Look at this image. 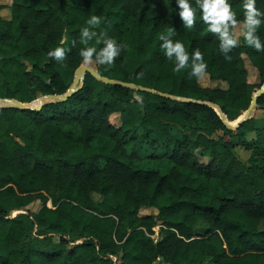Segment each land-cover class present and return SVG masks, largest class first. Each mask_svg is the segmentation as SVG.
Segmentation results:
<instances>
[{"label": "trees", "instance_id": "16d2710c", "mask_svg": "<svg viewBox=\"0 0 264 264\" xmlns=\"http://www.w3.org/2000/svg\"><path fill=\"white\" fill-rule=\"evenodd\" d=\"M8 1L0 2V99L56 97L40 109L0 105V264H264V116L230 126L264 85V51L236 35L242 0H230L239 40L230 59L199 11L184 27L176 0ZM91 15L101 18L98 34L125 45L111 65L79 55ZM172 26L219 85L172 70L159 39ZM257 34L264 43V23ZM57 46L62 61L48 56ZM83 65L100 77L86 72L64 100ZM257 104L264 112V92ZM228 135L251 151L247 160ZM146 159L170 166L144 168Z\"/></svg>", "mask_w": 264, "mask_h": 264}, {"label": "clouds", "instance_id": "9594fccd", "mask_svg": "<svg viewBox=\"0 0 264 264\" xmlns=\"http://www.w3.org/2000/svg\"><path fill=\"white\" fill-rule=\"evenodd\" d=\"M176 5L179 9V17L186 29L192 28L196 12L199 11L200 18L207 26L208 32L216 35L219 41V51L224 54L225 59L231 58L228 53L238 45L239 40L232 31L237 20L230 0H195V8L191 0H176ZM242 17L244 42L257 51H264V43L257 34V30L264 23V10L256 7V0H242ZM100 23L99 16L91 15L86 21L88 26L80 29L79 39L84 47L80 49L79 55L84 63L91 61L94 56L97 63L111 65L125 45L122 42L118 43L114 37L104 33L98 34L95 28ZM176 32V28L172 26L160 36V48L164 56L174 60L172 69L174 72L188 68L190 77L200 79L207 70V64L204 62L201 51L193 49L189 54L185 45L179 39H174ZM94 38L102 45L98 49L90 45ZM48 56L62 61L65 57V49L57 46L48 51Z\"/></svg>", "mask_w": 264, "mask_h": 264}, {"label": "rangeland", "instance_id": "374dc122", "mask_svg": "<svg viewBox=\"0 0 264 264\" xmlns=\"http://www.w3.org/2000/svg\"><path fill=\"white\" fill-rule=\"evenodd\" d=\"M1 3H10L8 0H0ZM70 2H73V3H78L80 2V0H70ZM10 14L9 13V10L8 9H4L2 11V15L3 16H6ZM243 32V25L242 23H238L237 24V27H236V35H240V33ZM22 49L24 50L25 47L24 45H22ZM46 56H41V63H43L45 60H46ZM88 65H96V62L91 60L89 61L88 63H86ZM247 67H248V71H249V75H248V78H249V81L251 82H254V81H257V72L255 71V69L250 65L249 61H247ZM200 80L202 81L203 85H213V86H217L219 85L218 82L216 81H210L208 80L204 75L200 78ZM44 96H41L39 97L36 101L37 103L36 104H39L41 103L39 100L42 99ZM53 98H43V103L44 102H47V101H51ZM36 104H33V106H36ZM0 105L2 106H14V104L10 101H7V100H3V101H0ZM244 114V113H243ZM111 122L115 125H120L121 123V119L119 117V115L117 114H114L111 116ZM235 124V123H234ZM31 131H34V129H31ZM226 139L227 140H237V138L235 137H232L230 138L229 136H226ZM146 153H150V151L148 149H144ZM237 152L239 153L240 157L243 159V160H247V158L249 157L250 155V152L249 151H246L244 149V147L242 146H239L238 145V148H236ZM143 167L144 168H149V167H157V168H160L162 171H166L167 168L170 166L167 162L165 161H162V162H157V161H153V160H149V159H146L144 161L141 162ZM109 202L112 203V204H115V201L114 199H112L111 197L109 198ZM41 202L38 200L36 202H34L33 204L30 205V208L35 210V209H39L40 206H41ZM150 212H155V210L153 209H143L141 211L142 214H148ZM205 223L203 221H199L197 224H196V228H195V232L196 233H200V234H203L205 232ZM261 227L264 228V221L261 223ZM154 230H155V233L153 234V238H155V241L159 239L160 237V229H159V226H156L154 227ZM213 262L210 260V259H206L204 261V263L202 264H212ZM157 264H166V263H157Z\"/></svg>", "mask_w": 264, "mask_h": 264}, {"label": "water", "instance_id": "95a60500", "mask_svg": "<svg viewBox=\"0 0 264 264\" xmlns=\"http://www.w3.org/2000/svg\"><path fill=\"white\" fill-rule=\"evenodd\" d=\"M86 72H91L92 74L96 75V76H99L97 71L87 67V66H81L79 67L77 70H76V76H75V79L73 81V84L70 88V90L67 92V94L65 96H63L62 98L64 100H66L69 96H71L72 94H74L77 89L79 88L83 78H84V75ZM100 77V76H99ZM104 80H106L107 82H118V81H114L112 79H109V78H103ZM118 83H123V82H118ZM124 84V83H123ZM145 90H149L147 88H143ZM152 92H155V93H158V94H162V95H166L165 93H162V92H158V91H155V90H151ZM264 92V85L260 88V90L258 92H256L254 95H253V100L251 102V105L249 106V108L244 112L243 116L241 117V119L237 122V123H233V124H230L226 117L223 116L224 118V122L226 124H230V126L232 128H236L238 125H240L242 122H244L245 120H247L251 115L252 113L255 111V109L258 107V104H257V97L262 94ZM168 96V95H166ZM51 98V97H56L55 95H46L44 96L43 98ZM60 97V96H59ZM43 98L40 99L39 101L41 103L39 104H36L37 101H33L32 103L30 104H25V103H22V102H19V101H14V100H10V99H7V101H10L14 104V106L16 107H19V108H35V109H40L41 108V105H42V101H43ZM0 101H3L2 99H0ZM33 104H36V106H33Z\"/></svg>", "mask_w": 264, "mask_h": 264}, {"label": "crops", "instance_id": "0c3cea01", "mask_svg": "<svg viewBox=\"0 0 264 264\" xmlns=\"http://www.w3.org/2000/svg\"><path fill=\"white\" fill-rule=\"evenodd\" d=\"M253 113H255L256 114V116L260 119V120H262L263 119V116H264V112L263 111H261V110H258V111H256V109H255V111L253 112ZM252 113V114H253ZM229 136V135H228ZM230 137V136H229ZM235 138H237V140L235 141V140H232L234 143H235V145H236V148H238V145L239 146H242V147H244L243 145H241V144H239V137L238 136H234ZM230 138H232V137H230ZM244 149L246 150V148L244 147ZM236 150V149H235ZM237 151V150H236ZM246 151H249V150H246ZM250 152V155H251V151H249ZM238 153V152H237ZM239 154V153H238ZM250 155H249V157H250ZM248 157V158H249ZM247 158V159H248Z\"/></svg>", "mask_w": 264, "mask_h": 264}]
</instances>
